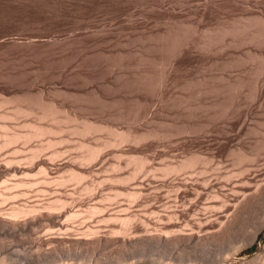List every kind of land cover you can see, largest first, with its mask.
Segmentation results:
<instances>
[{
  "label": "rangeland",
  "instance_id": "1",
  "mask_svg": "<svg viewBox=\"0 0 264 264\" xmlns=\"http://www.w3.org/2000/svg\"><path fill=\"white\" fill-rule=\"evenodd\" d=\"M263 86L264 0H0V132L3 134L4 129L7 132L16 129L27 132L37 124L55 129L54 132L49 130L52 134L48 131V134L44 133L37 139L34 137L30 142L20 140L14 145L2 146L0 162L10 154L14 157L10 155L6 159L21 158L22 163L26 162L24 159L30 149L43 143L38 156L50 158V167L54 168L48 173L53 178L66 177L72 168L85 176L78 183L45 185L38 182L39 179L34 183L33 178L26 175L28 179H25L24 175H18L19 179L32 181L33 187L20 185L15 189H5L2 180L15 181V176L8 178L9 174L6 179L7 174L2 175L1 192L21 195L5 202L0 199V208L7 209L16 204L43 205L60 197L71 205L75 204L82 213L73 222L75 226L84 220L102 234H113V231L115 235L117 231L121 234L123 222L119 220L120 224L114 219L105 222L101 221L99 213L86 214L91 205L102 209L104 216L119 208L133 209L138 219L134 223V220L128 222L127 227H135L133 231L130 229L132 234L137 230L138 234L146 230L153 232L160 227L190 229L193 227L190 225H195L194 230L196 227L198 230L199 218L203 226L207 219L213 218V222L219 219L222 214L220 208L223 210L221 206L225 205L222 199L226 204L234 203L237 195L240 198L242 191L251 190L264 176ZM53 105L58 107V111L60 109L56 113L57 119L51 118L50 114L47 115L49 117L41 115L43 109L48 110ZM44 106L48 108H42ZM29 108L34 112L27 110ZM25 111L28 114L25 115ZM90 122L102 126L103 131L98 129L102 132L81 135L75 129L74 132L71 130L75 125L81 130L82 124L85 126ZM127 132H130V138L133 136L132 140L128 138L131 142H118L119 136L126 137ZM136 135L142 137H138L141 139L138 142L134 141L138 139ZM105 140L111 142L106 149L102 146ZM88 142L98 148L99 154L106 151L101 156L97 154L98 162L93 159L95 164L88 162L86 166L80 162L81 158L79 163L77 160L86 152L82 144ZM100 145L105 150L98 147ZM55 150L62 154L54 160L52 152ZM192 154L200 156V162L194 161L196 166L192 164L182 173L191 175L194 172L197 175V171L199 175L204 168L207 172L201 175L212 179L213 183V177L220 179L207 190L199 188L202 193L198 197L191 190L182 192L180 182L171 180L172 174L166 179L160 177L163 165L165 169L169 163L174 165ZM132 157L136 158L132 161L138 165L148 162L145 169L142 164L143 170L140 169L139 174L136 172L137 178L126 184L105 181L115 175H129L136 166L133 162L130 166L127 163ZM137 157L147 160L144 162ZM71 159L76 163L71 161L68 165ZM104 159L107 161L102 166ZM64 160L67 161L65 166L62 164ZM113 163H118L119 169ZM80 164L83 167L85 164L86 170ZM33 169L29 172L37 171L39 167ZM37 172H33L35 178L40 176ZM182 173L179 175H184ZM250 182L254 184L250 186ZM84 185L93 190L87 192ZM127 190H136L141 196L134 201L122 194L116 197V193ZM105 196H111V199L104 200ZM262 197L256 201H259L257 204L254 203L257 207L253 205L243 214L247 215L241 218L238 225L241 230L240 233L237 230L239 234L236 236L247 239L249 230L263 216ZM167 209L169 212L174 209L179 218L173 216L158 222L156 213H165ZM213 216H217V220ZM40 226L37 236L53 232L45 224ZM37 227L31 235L0 234V264H26L24 253L37 248L31 243L36 237ZM64 244H60L58 253L67 252L68 243ZM184 245L187 246L183 251V264H242L262 252L264 226L252 244L231 255L227 261L209 262V251L194 248L188 242ZM160 250L149 244L142 250L109 244L95 247L91 257L99 264H115L122 259L126 264H168L159 260ZM44 259L35 260V264H48ZM69 260H60L57 264H77Z\"/></svg>",
  "mask_w": 264,
  "mask_h": 264
},
{
  "label": "bare ground",
  "instance_id": "2",
  "mask_svg": "<svg viewBox=\"0 0 264 264\" xmlns=\"http://www.w3.org/2000/svg\"><path fill=\"white\" fill-rule=\"evenodd\" d=\"M263 13V12H262ZM253 19V18H252ZM251 21V20H250ZM254 21V20H253ZM260 25V24H259ZM257 27V26H256ZM254 39V38H253ZM188 45V44H187ZM261 57V56H260ZM246 79V78H245ZM242 80V79H241ZM239 81V80H238ZM259 83V82H258ZM234 84V83H233ZM238 84V83H237ZM241 84V83H240ZM248 84V83H247ZM245 85V84H244ZM240 86V85H239ZM238 86V87H239ZM246 86V85H245ZM256 86H258V85H256ZM260 86H261V84H260ZM224 87V86H223ZM237 87V86H236ZM264 87V86H263ZM229 88V87H228ZM230 88H231V86H230ZM239 88H241V87H239ZM255 89H256V87H255ZM257 89H259L258 87H257ZM218 90H220V89H218ZM234 90H236V89H234ZM233 90V91H234ZM238 90V89H237ZM262 90V89H261ZM214 91V90H213ZM232 91V92H233ZM241 91V90H240ZM222 92V91H221ZM235 92H237V91H235ZM234 92V93H235ZM257 93H258V91H256ZM217 93V92H216ZM256 93V94H257ZM230 94H231V92H230ZM225 95V94H224ZM228 95V94H227ZM262 95V94H261ZM215 96V95H214ZM72 97V96H71ZM157 98V97H156ZM43 99V98H42ZM55 100V99H54ZM218 100V99H217ZM18 101V100H17ZM41 101V100H40ZM3 102H4V100H3ZM19 102V101H18ZM219 102V101H218ZM231 102H233V101H231ZM39 103V102H38ZM222 103V102H221ZM230 103V102H229ZM234 103V102H233ZM2 104V103H1ZM49 104V103H48ZM54 104V103H53ZM224 104V103H223ZM21 106H22V102H21V104H20ZM19 105V106H20ZM45 105V104H44ZM221 105V104H220ZM234 105V104H233ZM23 106H25V105H23ZM27 107L29 106V105H26ZM52 106V105H51ZM57 106V105H56ZM5 107V106H4ZM30 107H31V105H30ZM33 107V106H32ZM31 107V108H32ZM19 109H21L22 110V107H18ZM25 108V107H24ZM31 108H29V109H27V110H30ZM34 108V107H33ZM42 108H45V106L44 107H42ZM46 108H48V107H46ZM45 108V109H46ZM51 108V111L49 110ZM48 110H45V111H41V115H42V113H43V115L46 117L47 115H49L51 118H55V119H57L56 118V116H57V112H60V109H59V111H58V107L56 108L54 105H53V107H50ZM1 109V108H0ZM16 109V108H15ZM25 109H23V111H24ZM32 110V109H31ZM62 110V109H61ZM12 111V110H11ZM10 111V112H11ZM33 111V110H32ZM22 112V111H21ZM26 112V111H25ZM34 112V111H33ZM53 114H52V113ZM67 113V112H66ZM26 114H28L27 112L25 113V115ZM55 114V115H54ZM63 114V113H62ZM37 115V114H36ZM67 115V114H66ZM3 116H4V114H3ZM2 116V117H3ZM14 116V115H13ZM49 116H47V117H49ZM20 117V116H19ZM39 117H41L42 118V116H39ZM58 117V116H57ZM69 117V116H68ZM18 118V117H17ZM30 118V117H29ZM38 118V117H37ZM7 119V118H6ZM63 119H65V118H63ZM72 119V118H71ZM70 119V120H71ZM73 119H75V118H73ZM38 121V120H37ZM53 121V120H52ZM58 121H60V120H58ZM61 121H63L62 120V118H61ZM59 122V123H62V122ZM72 121V120H71ZM74 121V120H73ZM54 122H56L57 123V121H54ZM63 122H65V121H63ZM74 122H76L77 123V120L76 121H74ZM40 123V122H39ZM91 123V122H90ZM36 124V123H35ZM78 124V123H77ZM1 125V124H0ZM5 125V124H4ZM25 125V124H24ZM27 125H29V124H27ZM73 125H75V124H73ZM72 125V126H73ZM80 125H81V123H80ZM95 125H96V122H95ZM94 125V123L92 124H89V125H85V126H83V124H82V129L80 130V129H78V128H80V127H77L76 125L75 126H73V129H71L73 132L75 131V132H77L78 131V133H80L81 135H84V134H90L91 135V133L93 132V131H95L96 133H97V131H103V127L102 126H98V125H96L95 126ZM21 126V125H20ZM3 127V126H2ZM6 127V126H5ZM23 127V126H22ZM26 127H28V126H26ZM31 127V126H30ZM48 127V126H47ZM47 127L45 126V128H44V126H39V124H37V125H34V127H32V129H29V131H27V132H22V131H16V130H13V131H10V132H7L5 129H4V133L2 134L1 132V134H0V140H1V147H0V149H3L2 148V146L3 147H7V145H14V143H16L17 141H20V140H22L24 143L25 142H28L30 139H34V137L36 138V137H40V136H42L44 133H47L48 134V131L49 130H51V129H53V127L51 128V127H48V130H47ZM62 127V126H61ZM65 127V126H64ZM76 127H77V129H76ZM16 128H18V126L16 127ZM3 129V128H2ZM7 129V128H6ZM25 129V128H24ZM59 129V128H58ZM62 129V128H61ZM75 129V130H74ZM98 129H101V130H98ZM104 129H105V127H104ZM115 129V128H114ZM55 130V129H54ZM54 130H51V132H54ZM79 130H80V132H79ZM107 130V129H106ZM1 131V130H0ZM6 131V132H5ZM58 131V130H57ZM101 131V132H102ZM50 131H49V133H51ZM62 132V131H61ZM69 132V131H68ZM94 132V133H95ZM58 133H59V131H58ZM66 133V132H65ZM121 133V132H120ZM130 133V132H129ZM129 133L127 132V134L129 135ZM52 134V133H51ZM54 134V133H53ZM124 134H126V133H124ZM125 135L126 137H123L122 135H121V138H120V136H119V140H118V142H121V143H123V142H125L124 140H127L126 142H128V140H129V142H131V140H132V137L130 138V136H131V134L128 136V135ZM45 135V134H44ZM95 135V134H94ZM120 135V134H119ZM134 135V134H133ZM138 135V134H137ZM137 135L135 136L136 138H138V137H140L141 139H142V137H144L143 136V134H142V137H141V135H139L138 137H137ZM54 136V135H53ZM52 136V137H53ZM58 136V135H57ZM113 136V135H112ZM2 137V138H1ZM46 137V136H45ZM56 137V136H55ZM92 137V136H91ZM134 137V138H135ZM66 138V137H65ZM128 138H130V139H128ZM133 138V139H134ZM140 138H138L137 140L136 139H134V141L136 142H138V141H140L141 139ZM37 139V138H36ZM102 139V138H101ZM56 140V139H55ZM68 140V139H67ZM117 140H116V142H114L115 144L117 143ZM31 141V140H30ZM29 141V142H30ZM54 141V140H53ZM66 141V140H65ZM64 141V142H65ZM133 141V143H135ZM49 142H51V140H49ZM71 142V141H70ZM103 142H105V143H101L102 144V146L103 147H105V149L107 148V145L109 144V146H110V143L111 142H107V140H105V141H103ZM32 143V142H31ZM52 143V142H51ZM51 143L49 144V145H51ZM57 143V142H56ZM113 143V142H112ZM121 143H119V147H120V144ZM18 144V143H17ZM28 144V143H27ZM41 144V143H40ZM43 144V143H42ZM37 145V146H35L34 148H32V149H30V153H29V155L28 156H25V159L24 160H26V162H24L23 161V163H22V161L21 160H19V159H21V158H19L18 160L16 159H11L10 157L8 158V159H6L7 158V156H10V155H7L6 156V158L4 159L5 161H3V162H0V178H1V176L2 175H5L6 176V174H7V176H6V179H7V177H8V175L10 174V176L8 177V178H13L14 176V179H15V181L13 180V179H10L11 180V183L9 182L10 180H5V179H1L2 180V184L3 185H6L5 186V189L6 188H8V189H15L16 187L18 188V186L19 187H21L20 185H22V187H33V185H34V183H35V179H39L38 180V182H40L41 184L43 183V184H45L46 185V183L48 184H50V183H55L56 185L58 184V185H63V184H65V183H69L70 181H72V182H80V181H82V179L85 177L84 176V173H82V172H80V170H76V169H74V168H72V170L74 169V171H72L71 169H69V168H67L68 169V171L69 170H71V171H69V173H68V175L66 176V177H55V178H53V176H51V174H49L48 172V170H51L52 168H54L53 166H52V168L50 167V158L48 159V158H45V157H39L38 156V154L40 153V149H42V147H43V145ZM74 144V143H73ZM80 144H82V143H80ZM91 144V143H90ZM89 144V142L88 143H86V145H84V143L82 144V147H84L85 148V150H86V152H84L83 153V155H82V157H80L79 156V159L77 160V162L80 160V158H81V163L83 162V163H85L86 164V166H87V163L88 162H90V163H94L92 160L94 159V160H97L96 159V157L97 156H101L102 155V153H105V149L103 148V147H101V145L100 146H98V147H101L102 149H104L103 151L104 152H102V150H101V154H99V152H98V148H96V147H93V145L91 144L90 145ZM99 144V143H98ZM97 144V145H98ZM10 145V146H11ZM64 145V144H63ZM112 145V144H111ZM62 146V145H61ZM108 146V147H109ZM117 146V145H116ZM9 147V146H8ZM47 147H48V145H47ZM51 147V146H50ZM56 147V146H55ZM79 147L81 148V145H79ZM17 149V148H16ZM15 149V150H16ZM100 149V148H99ZM18 150V149H17ZM20 150V149H19ZM82 150H83V148H82ZM47 151V150H46ZM80 151V150H79ZM100 151V150H99ZM16 152V151H15ZM24 154H25V152H24ZM61 152L59 151V150H55V151H53L52 152V157H53V159L54 158H57L58 156H61ZM97 154H99V155H97ZM107 154H109V153H107ZM197 154V153H196ZM261 154V153H260ZM19 155V154H18ZM121 155V154H120ZM198 155V154H197ZM12 156V155H11ZM104 156H105V154H104ZM104 156H103V158H104ZM137 156V155H136ZM12 157H14V156H12ZM18 157V156H17ZM48 157V156H47ZM127 157V156H126ZM200 156H197L196 157V155L195 154H192V155H190V157H188V158H186V156H185V158L183 159V160H179V162L178 163H175L174 165H171L170 163H169V166H167L165 169H164V165L162 166V171H163V173H161V175L162 176H160V177H162L163 179L165 178H167V177H170L171 176V174H172V178L173 179H171V180H176L177 182H180V184H181V186L183 187V188H181V190H182V192H184L183 190H191V191H193L194 192V194H195V196L196 197H198V196H200L199 194H201L202 192H201V190H199V188L200 189H209L210 187H212V185L213 184H215V182L216 183H218V182H220V179L218 178V176H217V179H216V176L215 177H213L214 179H215V181H214V183L212 182V179H208L205 175V177L203 176V175H201V174H203V172L204 171H206L204 168L202 169L203 170V172H200L201 170H199V172H200V174L198 175V172L196 171V173H197V175H195L194 174V172L193 173H191V175H187V174H184V173H182L183 172V170L185 169V168H187V167H190V166H192V164H194L195 166H196V164L195 163H199L200 162V158H199ZM239 157V156H238ZM248 157V156H247ZM123 158V157H122ZM139 157H137V159H138ZM143 158H144V156H143ZM195 158H197L198 159V162H196L197 161V159H195ZM246 158V157H245ZM250 158V157H249ZM2 159V158H1ZM77 159V158H76ZM100 159V158H99ZM105 159H107L108 160V158L106 157ZM103 160V165L102 166H104L105 164H106V161L107 160ZM118 159V158H117ZM120 159V158H119ZM129 159V158H128ZM132 159H136V158H130L129 160H131V161H128L127 163H129V166H130V163L131 162H133V164H134V166H135V161H132ZM141 159V161H144L145 162V160H147V158L146 159H142V157L141 158H139L138 160H140ZM51 160H52V158H51ZM55 160V159H54ZM176 160V159H175ZM241 160V159H240ZM53 161V160H52ZM51 161V162H52ZM72 161V163L74 162V163H76L75 161H73V159H71L70 161H69V163H68V165H71V162ZM92 161V162H91ZM141 161L139 162V164L141 163ZM195 161V163H193ZM54 162V161H53ZM52 162V163H53ZM57 162V161H56ZM55 162V163H56ZM64 162H67V161H63V163L62 164H64L63 166H65V163ZM97 162H98V160H97ZM105 162V163H104ZM137 162V161H136ZM79 163V162H78ZM77 163V164H78ZM82 163V164H83ZM146 163H148V162H145V164L142 162L141 163V165H138V164H136V166L133 168L134 170H132V172H130L129 171V175H127V176H114L113 178H109L108 177V179H106V178H104V179H106L105 181H107V182H111V183H113V181H116V182H123V184H126L127 182H129L131 179H132V181H133V178H137L136 176H137V174H139L138 172H139V170L141 169V171L143 170L142 169V164H143V168L145 169V165H146ZM161 163V162H160ZM54 164V163H53ZM85 164H84V167L81 165V168L83 167V168H85ZM89 164V163H88ZM95 164V163H94ZM116 164H118V163H116ZM116 164H112V165H114V166H117L118 167V165H116ZM120 164V163H119ZM132 164V163H131ZM56 165V164H55ZM59 165H61V164H59ZM74 165H76V164H74ZM97 165V164H96ZM111 165V166H112ZM126 165H128V164H126ZM168 165V164H167ZM200 165V164H199ZM90 166H92V165H90ZM99 166H101V164L99 165ZM113 166V167H114ZM121 166V165H120ZM133 166V165H132ZM220 166V165H219ZM36 167H39V171L37 172V171H33V172H37L40 176H39V178H35V176H34V174L35 173H31V172H29V171H31L33 168H36ZM59 167H61V166H59ZM73 167V166H72ZM125 167V166H124ZM194 167V166H193ZM62 168V167H61ZM71 168V167H70ZM79 168H80V166H79ZM82 168V169H83ZM87 168V167H86ZM86 168H85V170H86ZM88 168H89V165H88ZM100 168V167H99ZM116 168V167H115ZM158 168V167H157ZM191 168V167H190ZM190 168H188V169H190ZM66 169V170H67ZM90 169H91V167H90ZM112 169V168H111ZM116 169H119V167L118 168H116ZM116 169H114V170H116ZM120 169H121V167H120ZM164 169V170H163ZM34 170V169H33ZM60 170V169H59ZM75 170H76V172H75ZM113 170V169H112ZM160 170V169H159ZM182 170V171H181ZM187 170V169H186ZM92 171H93V168H92ZM91 170H90V172H92ZM106 171V170H105ZM158 171V170H157ZM161 171V170H160ZM161 171V172H162ZM180 171H181V173L182 174H184V175H182V176H180L179 174H181L180 173ZM219 171V170H218ZM53 172H56V171H53ZM80 172V173H79ZM89 172V171H88ZM89 172V173H90ZM136 172H137V174H136ZM152 172V171H151ZM207 172V171H206ZM206 172H204V174H206ZM155 173V172H154ZM209 173V172H208ZM31 174H33V177H32V175ZM48 174H49V176H48ZM173 174H175L174 176H173ZM176 174H178V175H176ZM194 174V175H193ZM217 174V173H216ZM237 174V173H236ZM257 174H261V173H257ZM263 174V173H262ZM261 174V175H262ZM11 175H13V177H11ZM22 176L23 177V175H24V178L25 179H28V178H33V181H34V183H32V181H30V180H23L22 178H18L17 176ZM28 176V178H26L27 176ZM36 175V174H35ZM60 175H61V173H60ZM86 175V174H85ZM136 175V176H135ZM210 175V174H209ZM218 175V174H217ZM225 175V174H224ZM250 175V174H249ZM26 176V177H25ZM31 176V177H30ZM59 176V175H58ZM87 176V175H86ZM208 176V175H207ZM231 176V175H230ZM247 176V175H246ZM255 176V174L253 175V177ZM110 177H112V176H110ZM155 177V176H154ZM225 177V176H224ZM247 177H249V176H247ZM253 177H250V178H253ZM259 177V176H258ZM5 178V177H4ZM16 178H18V179H16ZM103 179V180H104ZM259 179V178H258ZM258 179H256V180H258ZM260 179H261V177H260ZM259 179V180H260ZM12 180L14 181V182H12ZM108 180H112V181H108ZM6 181H8V183L10 184V185H7L8 183H6ZM85 181V180H84ZM95 181V180H94ZM101 181V180H100ZM250 181V180H249ZM36 182H37V180H36ZM102 182V181H101ZM100 182V183H101ZM115 182V183H116ZM172 182H175V181H172ZM228 182H229V180H228ZM246 182V181H245ZM248 182V181H247ZM0 183V184H1ZM103 183V182H102ZM256 183V182H255ZM39 184V183H38ZM40 184V185H41ZM92 184V183H91ZM119 184V183H118ZM245 184H247V183H245ZM254 183H251L250 182V186L251 185H253ZM36 185H37V183H36ZM223 185V184H222ZM240 185V184H239ZM249 185V184H248ZM85 186V185H84ZM214 187V186H213ZM251 188V187H250ZM84 189L88 192V191H90V190H93L89 185L88 186H85L84 187ZM1 190L2 189H0V199H2L4 202L5 201H7V200H9V199H12V198H16V197H18V195H21V193H17V192H15V193H9V194H5V193H3V192H1ZM180 190V191H181ZM15 191V190H14ZM41 191H44V189L43 190H41ZM186 191V192H187ZM190 191V192H191ZM211 191H212V189H211ZM10 192V191H9ZM21 192V191H20ZM85 192V191H84ZM117 192V191H116ZM245 192V191H244ZM243 191H242V193H243V195L239 198L238 197V193L236 194L237 195V199L235 198V202L234 203H227L226 204V200H221V201H223L224 203H225V205L223 204L221 207H223L224 209L222 210V208H220L221 209V211H222V214L218 217L219 219L217 220V216L215 217V216H213V217H215V219L217 220V221H215V222H213V218L212 219H209V220H212V221H210L209 222V220L207 219V221L205 220L204 222L205 223H207L206 225H204L203 226V223H202V225H200V223H199V221H200V218H199V220L197 221L198 223H197V225H199L198 226V230H197V227H196V230H194V226L195 225H190V227L191 226H193V227H189L190 229H188V228H186V227H184L185 225H187V224H184V226H182V227H184L185 229H188L187 231L186 230H184V228L182 229L181 227H176V228H170V229H163V228H156L155 229V231H153V232H151V231H149V232H147V230L145 231V232H143V233H137V231H136V233L135 234H132V231H133V228L135 229V227H127L128 226V222H130V221H132V220H134L132 223H134L135 221H137L136 219H138L137 218V213L135 212H133L131 209H129V210H127L126 208H119V209H117V210H114V211H111V212H109V213H107L106 214V216H104L103 214V211H102V209H100L99 207H97V206H93V205H91L88 209H87V212H86V214H90V215H94V214H97V213H99V214H101L102 215V219H101V221L102 220H104L105 222H106V220H109V221H111V220H116V221H118V222H123V224L125 223V225L126 226H124L123 224H122V226L123 227H121L122 228V230H120V233L121 234H118L119 232L117 231V233H116V235L114 234V231H113V234L111 233V234H102L100 231H99V229L98 228H93L92 226H93V224H92V226H91V224L90 225H88L87 223H85L84 222V220H82V221H80V222H78V225L77 226H75L74 224H73V222L75 221V219L77 218V217H79V216H82V215H80V214H82L81 212H80V210H78V209H76L75 208V204H72L71 205V203H68L67 201H65L64 199H62V198H55V199H53L52 198V200H49L48 202H46V204H43V205H40V204H16V205H9L8 207L9 208H4V207H2V208H0V234H8V235H20V234H22V233H25V234H29L30 233V235H31V233H33L34 232V227H36L37 225H38V227L41 225V224H45V226H47V227H49L50 229H52L53 230V232H49L48 230V233L47 232H45V234H41L40 235V233H39V236H37V234L36 233H38V232H40L39 230H41L42 229V226H40L41 227V229H40V227H39V229H37L38 231L36 232L35 231V234H36V237H33V238H35L34 239V242H32L31 241V243H34V245H36V249L35 250H31V249H28L25 253H24V258L26 259L25 261H26V264H35V260H37V261H39V260H42V259H44V258H46L47 257V259H44V262H48V264H57V263H59V261L61 260V261H67V260H72L73 262H76L77 264H99V263H97V262H95V260H93L92 259V257H91V255H92V253H93V249L95 248V247H100L101 245L102 246H107V245H109V244H116V245H118V246H121V247H123V246H128V247H137L138 249H143L144 247H146V245L148 246V244L149 245H153L154 247L156 246L157 248H160V249H162V253L159 255V260L160 261H167V263L168 264H183L184 262H183V258H184V255H183V251L185 252V246H187V245H184L185 244V242H188V243H190V244H192V246L194 247V248H198V247H201V249L203 248V249H205L206 251H209L210 252V255L211 256H209V257H207V259L209 260V262L210 261H215L216 262V260L217 261H227L230 257H231V255H235V254H237L239 251H241L243 248H245V247H247V246H249L250 244H252V242L255 240V238L257 237V234H258V232L263 228V226H264V214H263V216H259L260 217V219L258 218V222H257V224H256V226L255 227H253V229L252 230H249L250 232H249V235H248V238L247 239H244L241 235V237L242 238H240V237H238V236H236L237 234H239L240 232H239V230H241V229H239L238 228V225H239V223H240V220H241V218H244V217H246V215L244 216L243 214L245 213V212H247V210L249 209V208H251L253 205H256L258 202H256L258 199H260L263 195H264V176L262 177V179L258 182L257 181V183L256 184H254L253 185V188L251 189V190H249L248 192H246V193H244ZM22 195H24V192L22 191ZM81 193V192H80ZM86 193V192H85ZM111 193V192H110ZM140 193V192H139ZM139 193L138 192H136V190L134 191H131V190H127V191H125V192H118V193H116V197H117V194H122V195H125L129 200H136L139 196H141V195H139ZM178 193V192H177ZM177 193H176V198H178L177 200H179L180 199V196L179 195H177ZM235 193V192H234ZM233 193V194H234ZM240 193V192H239ZM241 193V194H242ZM181 194V193H180ZM183 194V193H182ZM181 194V195H182ZM216 195H217V193H215ZM240 194V195H241ZM214 196V195H213ZM218 196V195H217ZM217 196H215V197H217ZM111 196H105V198H104V200L105 199H111L110 198ZM115 198V197H114ZM184 198V197H183ZM218 198H219V196H218ZM262 198H264V197H262ZM112 199H113V197H112ZM182 199V198H181ZM194 201L196 200V199H193ZM262 200V199H261ZM3 201H2V203H3ZM197 201V200H196ZM223 202H221V204L223 203ZM256 202V204H254ZM193 203V202H192ZM191 203V204H192ZM75 205V206H74ZM181 205H182V203H181ZM193 205V204H192ZM259 205V204H258ZM4 206V205H3ZM178 206V205H177ZM184 208H185V206H183ZM188 207V206H187ZM256 207H257V205H256ZM42 208V209H41ZM105 208V207H104ZM169 208V207H168ZM176 208V207H175ZM212 208V207H211ZM254 208V207H253ZM166 209V208H165ZM164 209V210H165ZM182 209V208H181ZM213 209V208H212ZM134 210H136L137 211V209H134ZM170 210H172V209H170ZM174 210V209H173ZM173 210H172V212L170 211L169 212V210L167 209V211L164 213H156V219H157V221L158 220H161L162 221V219L163 218H167V219H171V218H173V216H176V217H178V213H176V212H173ZM252 210V209H251ZM175 211V210H174ZM182 211H184L185 212V210H180V212H182ZM217 211V210H216ZM249 211V210H248ZM104 212H106V211H104ZM154 212V211H153ZM152 212V213H153ZM184 212H182V213H184ZM197 212V211H196ZM195 212V213H196ZM215 212V211H214ZM253 212H255V211H253ZM193 213V212H192ZM212 213V212H211ZM248 213H250V212H248ZM251 213H252V211H251ZM264 213V212H263ZM140 214V213H139ZM148 214V213H147ZM194 214V213H193ZM262 215V214H261ZM97 216V215H96ZM243 216V217H242ZM175 217V218H176ZM194 217H195V215H194ZM179 218V217H178ZM177 218V219H178ZM192 218H193V215H192ZM197 218V219H198ZM208 218V217H207ZM83 219H84V216H83ZM111 219V220H110ZM166 219V220H167ZM214 219V220H215ZM120 220V221H119ZM139 220H141L140 218H139ZM139 220H138V223H139ZM87 221V220H86ZM115 221V222H116ZM156 221V222H157ZM176 221H178V220H176ZM180 221V220H179ZM76 222V221H75ZM74 222V223H75ZM121 222H120V224H121ZM142 222L144 223V221L142 220ZM158 222H160V221H158ZM177 223V222H176ZM179 223V222H178ZM195 222H193V224H194ZM77 224V223H76ZM97 224V223H96ZM130 224V223H129ZM190 224V223H189ZM132 225V224H131ZM136 225V224H135ZM134 225V226H135ZM142 225V224H141ZM181 225V224H180ZM241 225V224H240ZM243 225V224H242ZM95 226V225H94ZM144 226V225H143ZM177 226V225H176ZM203 226V227H202ZM44 227V226H43ZM96 227V226H95ZM138 227V226H137ZM146 227H147V224H146ZM165 227V226H164ZM187 227H188V225H187ZM132 228V229H131ZM193 228V229H192ZM98 229V230H97ZM130 229L132 230V231H130ZM149 229V228H148ZM144 230V229H143ZM237 230H238V232L239 233H236L237 232ZM247 230H248V228H247ZM33 231V232H32ZM110 231H112V230H110ZM110 233V232H109ZM29 236V235H28ZM30 237V236H29ZM32 239V238H31ZM64 243H68L67 245H68V247H67V252L66 253H64L63 251V253L61 252V253H58V247L60 246V244H64ZM33 245V244H32ZM65 245V244H64ZM29 246V245H28ZM44 246H46V248H44ZM63 245H61V247H62ZM113 246V245H112ZM30 247H33V246H30ZM64 247V246H63ZM63 247L61 248V249H63ZM192 247V248H193ZM14 249V248H13ZM99 249V248H98ZM156 249V248H155ZM199 249V248H198ZM26 250V249H25ZM96 250V249H95ZM164 250V251H163ZM16 251V250H15ZM66 251V250H65ZM158 251H159V249H158ZM142 252V251H141ZM209 252H206V253H208L209 254ZM6 253V252H5ZM12 253V252H11ZM15 254V253H14ZM18 254V253H17ZM23 255V254H22ZM71 256V257H70ZM1 257V256H0ZM61 258H63V260L61 259ZM1 259H3V258H1ZM100 259V258H99ZM69 260V261H70ZM202 262V261H201ZM212 262V263H213ZM22 263V262H21ZM125 263V260H118L115 264H124ZM128 263V262H127ZM226 263V262H225ZM224 263V264H225ZM38 264V263H37ZM44 264V263H43ZM46 264V263H45ZM126 264V263H125ZM195 264V263H194ZM242 264H264V247H263V250H262V252H260V253H258L256 256H254V257H252L250 260H248V261H246V262H242Z\"/></svg>",
  "mask_w": 264,
  "mask_h": 264
}]
</instances>
